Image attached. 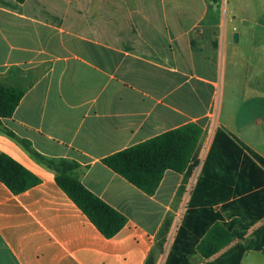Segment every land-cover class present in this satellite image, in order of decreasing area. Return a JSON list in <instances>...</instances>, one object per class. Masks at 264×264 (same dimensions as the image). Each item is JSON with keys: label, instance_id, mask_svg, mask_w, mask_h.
Segmentation results:
<instances>
[{"label": "crops", "instance_id": "obj_1", "mask_svg": "<svg viewBox=\"0 0 264 264\" xmlns=\"http://www.w3.org/2000/svg\"><path fill=\"white\" fill-rule=\"evenodd\" d=\"M223 6L0 0V84L25 91L13 116L0 120V152L41 180L18 195L0 181V264H146L170 217L171 247L218 130L264 158V20L244 35ZM192 124L203 130L193 175L168 170L154 194L103 163ZM36 154L77 165L72 173L126 226L104 237Z\"/></svg>", "mask_w": 264, "mask_h": 264}, {"label": "trees", "instance_id": "obj_2", "mask_svg": "<svg viewBox=\"0 0 264 264\" xmlns=\"http://www.w3.org/2000/svg\"><path fill=\"white\" fill-rule=\"evenodd\" d=\"M24 94L23 89L0 84V120L13 116ZM6 134L17 139L9 131ZM202 135L201 127L187 125L115 153L103 163L147 194H154L168 170L185 173L186 179L193 175ZM248 152L252 157L229 135L220 130L216 132L164 264H197L202 259L206 260L204 264H242L243 256L249 251L264 255V158ZM36 157L56 171L59 187L104 237L111 239L126 226V216L89 191L72 173L77 165L46 161L38 154ZM243 180H247V187L241 185ZM0 181L16 195L41 182L2 152ZM186 184L184 181L180 194ZM219 204L221 210L216 209ZM227 209L231 211L229 215L221 212ZM227 217L232 220L229 225ZM172 222V217L164 222L146 264H156L159 255L165 252ZM218 254L219 257L210 260Z\"/></svg>", "mask_w": 264, "mask_h": 264}, {"label": "rangeland", "instance_id": "obj_3", "mask_svg": "<svg viewBox=\"0 0 264 264\" xmlns=\"http://www.w3.org/2000/svg\"><path fill=\"white\" fill-rule=\"evenodd\" d=\"M222 14L227 22L231 19L236 20V25L243 34L248 35V32L252 30V22L254 20H264V0H226V6L225 8L223 6ZM171 241L172 238L168 239L166 250L159 255L156 264H164ZM249 262L252 264H264V256L250 252L244 259V263L250 264Z\"/></svg>", "mask_w": 264, "mask_h": 264}, {"label": "water", "instance_id": "obj_4", "mask_svg": "<svg viewBox=\"0 0 264 264\" xmlns=\"http://www.w3.org/2000/svg\"><path fill=\"white\" fill-rule=\"evenodd\" d=\"M238 40H239V36H238V34H235V36H234V41L237 43Z\"/></svg>", "mask_w": 264, "mask_h": 264}]
</instances>
